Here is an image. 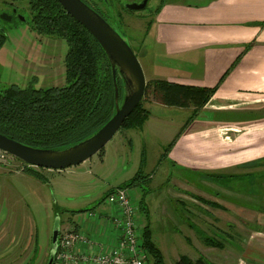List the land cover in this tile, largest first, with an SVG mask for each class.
Returning <instances> with one entry per match:
<instances>
[{
    "label": "rangeland",
    "instance_id": "obj_1",
    "mask_svg": "<svg viewBox=\"0 0 264 264\" xmlns=\"http://www.w3.org/2000/svg\"><path fill=\"white\" fill-rule=\"evenodd\" d=\"M104 1L98 3L99 7L108 12V22L130 45L143 69L142 53L137 42L142 38L145 28L143 17L149 18L148 11L159 0H148L144 9L134 12L123 7L128 2L140 0ZM3 13L11 15L12 19L7 21L0 18V32L5 35L0 45V90L10 85L26 87L29 83L36 88L64 85V58L67 51L64 39L38 34L30 28L28 0H0V15ZM177 69L195 73L198 67L180 65ZM124 94L122 88L119 105ZM147 107L152 114L151 124H146L143 130L129 128L121 132L123 129H119L101 153L94 154L80 164L61 170L41 169L44 180L23 172V164L19 159L9 154L0 158V257L6 256L4 250L7 247L8 264H46L52 249L53 231L56 228L60 232L66 231L75 228V224L86 231V227L94 222L93 216L110 211V205L105 201L108 191L131 179L141 169L143 174H150L151 178L148 184L130 189L131 201L136 209L139 228L147 222L146 214L139 209L141 203L147 208L152 238L162 252L165 264H175L181 255L193 260L194 256L201 255L210 264L215 263L211 255L201 251L199 243V239L203 240L200 236H213L197 230L194 205L187 197H193L194 188L201 190L202 194L210 193L205 186L206 175L222 172H193L183 166L172 165L167 156L163 158L164 147L178 135L190 111L155 103ZM251 111H203L199 119L243 122L264 120V108L260 112ZM250 130L251 125L243 123L215 130L204 137H212L213 142H229L231 139L226 135ZM251 138L253 136L249 140ZM211 161L202 155L195 163L200 167L213 166L214 162ZM216 179L222 182L218 184L216 181L219 186L227 185L234 189V204L239 205L241 196L236 190L249 187L245 180L229 177ZM180 196L186 198L184 202L180 201ZM233 217L234 222H239L235 214ZM148 264H153L149 258Z\"/></svg>",
    "mask_w": 264,
    "mask_h": 264
},
{
    "label": "crops",
    "instance_id": "obj_2",
    "mask_svg": "<svg viewBox=\"0 0 264 264\" xmlns=\"http://www.w3.org/2000/svg\"><path fill=\"white\" fill-rule=\"evenodd\" d=\"M163 1L157 13L154 14L153 10L160 0L148 11L149 18L143 17L145 28L142 38L137 42L142 53V60L138 57L143 63L145 78L214 86L229 69L196 118L178 135L166 158L172 165H180L193 172L220 171L221 179L240 178L249 185L236 190L241 196L240 206L234 204V189L227 185L219 186L222 182L208 174L205 186L212 194H202L196 188L192 190L193 197L187 198L194 205L197 230L223 242L222 247H214L199 239L201 251L211 255L214 264H264V149L232 147L235 141L245 139L248 134L254 136L263 131L264 120L243 122L199 119L203 111L251 109V112H260L264 108V0ZM149 19L152 22L147 28ZM237 57L239 60L232 66ZM180 65L197 66L198 70L195 73L180 72L177 69ZM150 103L160 104L148 99L145 107ZM151 118L149 110L140 130L146 124H151ZM243 123L250 124L251 130L226 135L231 139L229 142H213L212 137H204L215 130ZM125 130L128 129L121 132ZM202 155L212 159L214 165L200 167L196 164L195 161ZM127 189L131 198V188ZM197 197L214 205L206 204ZM178 198L182 202L186 199L181 196ZM112 209L115 210V207H109L110 211ZM108 213L98 215L84 231L91 236H100L96 229L102 227L106 220L103 217ZM234 214L239 222H234ZM74 227L81 229L77 224ZM113 236L108 231L106 240L111 241ZM7 249L4 255L8 257ZM6 256L0 257L2 264H8ZM198 257L196 255L193 258Z\"/></svg>",
    "mask_w": 264,
    "mask_h": 264
},
{
    "label": "trees",
    "instance_id": "obj_3",
    "mask_svg": "<svg viewBox=\"0 0 264 264\" xmlns=\"http://www.w3.org/2000/svg\"><path fill=\"white\" fill-rule=\"evenodd\" d=\"M83 1L108 22L106 18L108 12L98 5L104 3V0ZM163 2L160 0L153 10L154 14L159 11ZM28 5L32 30L42 35L61 37L66 42L65 84L36 88L29 83L26 87L10 85L0 90V133L30 147L66 148L92 135L113 115L115 105L111 65L96 39L67 13L57 0H28ZM123 9L133 11L125 6ZM151 22V19L147 21V28ZM262 24L264 25V22ZM4 39L5 35L0 32V45ZM238 60L239 57L232 66ZM227 71L214 86L184 84L164 79L147 80L143 98L125 118L119 129L140 128L149 114L144 102L152 99L166 106L190 109V114L178 132L179 135L209 101ZM116 80L120 96L122 84L118 73ZM178 135L164 147L163 158L167 156ZM101 152L102 149L98 153ZM22 164L23 172L40 180L45 179L40 171L43 168L24 162ZM209 176L219 178L220 175ZM149 178V174H143L139 169L131 179L117 187L142 186L149 183ZM111 190L113 189L108 193ZM197 198L206 204L214 205ZM139 209L146 214L147 220L141 228L142 247L153 264H165L162 252L152 238L147 208L141 203ZM203 242L214 247L223 245L221 240L210 236H203ZM175 264L210 263L203 256L193 260L181 255Z\"/></svg>",
    "mask_w": 264,
    "mask_h": 264
},
{
    "label": "water",
    "instance_id": "obj_4",
    "mask_svg": "<svg viewBox=\"0 0 264 264\" xmlns=\"http://www.w3.org/2000/svg\"><path fill=\"white\" fill-rule=\"evenodd\" d=\"M57 1L69 15L91 33L106 54L111 65L114 83V113L92 135L66 148L30 147L0 133V150L31 166L61 170L80 164L105 146L143 98L147 81L142 66L130 45L99 13L83 0ZM147 2L148 0L128 2L125 7L133 11L142 10ZM0 18L9 21L12 16L3 13ZM117 73L125 93L120 105ZM58 233L59 229L56 228L52 234V249L47 264L53 262Z\"/></svg>",
    "mask_w": 264,
    "mask_h": 264
},
{
    "label": "built area",
    "instance_id": "obj_5",
    "mask_svg": "<svg viewBox=\"0 0 264 264\" xmlns=\"http://www.w3.org/2000/svg\"><path fill=\"white\" fill-rule=\"evenodd\" d=\"M0 150V158L7 157ZM110 207L103 218L105 223L96 229L100 236L88 235L81 229L59 231L53 264H148V255L142 247L141 228L128 189L115 187L105 198ZM98 216H93V220ZM110 231L112 240H106Z\"/></svg>",
    "mask_w": 264,
    "mask_h": 264
},
{
    "label": "bare ground",
    "instance_id": "obj_6",
    "mask_svg": "<svg viewBox=\"0 0 264 264\" xmlns=\"http://www.w3.org/2000/svg\"><path fill=\"white\" fill-rule=\"evenodd\" d=\"M250 136H252V134H248L245 139L235 141L232 147L234 149H242L249 147H255L256 149L262 147L261 149H264V130L255 134L253 138L248 140Z\"/></svg>",
    "mask_w": 264,
    "mask_h": 264
}]
</instances>
